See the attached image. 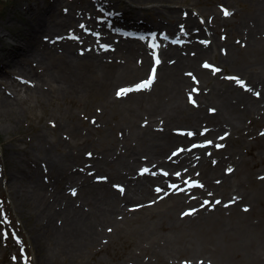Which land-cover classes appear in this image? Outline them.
<instances>
[{"label": "bare ground", "instance_id": "6f19581e", "mask_svg": "<svg viewBox=\"0 0 264 264\" xmlns=\"http://www.w3.org/2000/svg\"><path fill=\"white\" fill-rule=\"evenodd\" d=\"M60 1L55 0L54 5L44 7L40 15H47L36 18L24 28L21 43L16 48L22 51L21 54L8 63L0 60L4 75L17 82L9 81L14 94L7 84H0V104L4 107L16 105L21 100L23 88L42 97L60 94L66 89L72 99L78 96L76 94L87 96L94 93L102 97L108 109L120 108L122 114L128 113L126 125L119 129L122 134L117 138L120 142L115 145V153L107 154L97 149L82 153L74 143L63 138L59 141L53 139L55 148H59L55 152L42 144L46 136L40 133L34 148V167L19 168L13 173L12 180L19 176L25 179L23 190L29 193L27 202L40 219L41 226H38L55 255L62 259H78L102 243L105 235L113 229L132 221L129 219L133 217L127 216L137 214L143 217L144 211L151 207L138 210L136 205L150 204L151 199L146 197L169 183L174 172L193 170L194 164L208 167V162L215 156L212 145L225 142L228 133L229 136L241 133L247 120L264 113V0H251V11L236 21L237 29L241 31L236 46L230 44L229 50L218 53L222 42L209 39L207 29L200 27L199 39L181 43L182 47L185 46V56L180 51L179 39L168 40L167 46L164 44L158 53L162 54V63L156 67L154 59L149 56L153 44L146 37L130 40L120 34L122 32L99 24L92 11L86 10L85 7L91 8L97 0L85 1V5L73 11L64 9L61 14L55 11ZM144 1L148 0H126V3L134 7ZM53 14H56L54 18ZM177 19L179 23L182 21ZM223 21H227L225 17ZM193 23L190 15L187 24ZM173 28L176 27H167L166 30ZM6 35L9 33L0 31V38ZM221 46L220 49L226 48ZM190 48L196 53L187 55ZM200 57L202 59L198 62ZM203 57H212L216 67L232 64L237 72L222 79L217 74L218 79H215L203 67ZM153 68L156 69L155 80L148 88L152 92L147 98L126 100L123 95H117L125 85L131 84L120 82L142 80L152 75ZM195 72L200 75L199 82L198 78L192 79ZM27 74L34 81L31 77L28 79ZM112 85L114 96L109 99L104 90ZM194 88L198 92L193 91ZM143 91L145 89L136 95L146 94ZM134 92L127 95L133 96ZM190 94L195 104L189 101ZM210 107L216 115H212ZM204 108L208 109L207 113ZM141 111L149 114L150 120L146 124L135 120ZM200 119L210 120L218 135L216 131H210L206 140L194 144L207 145L209 140L212 144L193 148V144L187 143L191 137L188 133L200 135L199 129L194 127ZM180 121L186 126L175 124ZM109 130L112 129L109 127ZM81 138L83 141H75L78 145L89 142V138ZM171 146L173 148L169 150ZM180 149L185 150L181 152ZM216 151L218 149H214ZM230 158L233 154L215 156L216 161L221 162ZM144 168L149 172L143 173ZM213 168L220 183L211 186L223 195L219 207L230 213L237 207L244 211L236 212L235 225L231 226L230 221L229 227H224L222 222L217 243V250L223 253L221 261L224 264H264V230L259 231V222L250 220L248 223L243 218L246 209L242 203L256 193L237 186L239 182L234 174L229 175L234 172L233 169L229 171L231 165L225 167L223 173L220 166ZM120 188L124 191L121 192ZM228 252L232 253L231 258L224 257Z\"/></svg>", "mask_w": 264, "mask_h": 264}, {"label": "rangeland", "instance_id": "374dc122", "mask_svg": "<svg viewBox=\"0 0 264 264\" xmlns=\"http://www.w3.org/2000/svg\"><path fill=\"white\" fill-rule=\"evenodd\" d=\"M54 1L0 0V31L9 33L0 38L1 61L11 62L13 58H16L14 56L21 54L22 51L16 48L21 43L24 28L30 26L36 18L46 16L47 14L40 15L42 9L54 5ZM85 1L89 0H62L55 11L60 14L64 9L73 11L85 5ZM97 1L91 8H85L92 11V16L99 24L105 23L111 26L110 28L122 32L120 34L130 35L128 36L130 40L146 37L153 43L159 42L156 54L164 44L167 46L168 39L176 37L180 41V51L184 56L185 46L182 47L181 43L199 39L200 27L207 29L205 32L209 39L216 38L227 48L220 49L223 47L220 45L218 53L223 54L222 50H229L230 44L236 46L241 38V31L237 29L239 26L236 21L248 14L252 8L251 0H148L134 7L129 6L126 0ZM107 7H111V11H108ZM225 11L230 14L225 16ZM53 15L54 18L56 14ZM190 15L194 19L193 25L187 24ZM224 17L227 21H223ZM177 18L182 21L180 20L179 23ZM172 26L176 28L166 30L167 27L172 28ZM153 28L160 30L153 31ZM127 31L134 33H127ZM162 34L164 37L159 38ZM191 49L187 55L196 53ZM153 52L149 55L151 59ZM156 54L153 56L155 60L160 57V54ZM201 59L202 57L198 59V62ZM203 59H205L202 62L203 65L208 63L220 69L219 72L213 73L211 69L205 68L208 74L215 76V79H218L217 74L222 79L230 73L237 72L232 64L216 67L212 57H203ZM209 59L211 61H208ZM159 61L161 62L162 58ZM6 76L0 68V84H7L8 89L10 88L14 94V88L9 81L15 82V80ZM26 77L29 79L31 76L27 74ZM193 77L200 81V75L197 72ZM30 79L34 81L32 77ZM126 81L132 83L129 80H123L120 84ZM124 87L127 89L130 86ZM113 89L114 85L104 90L108 93L109 99L114 96ZM141 91L134 92L133 96H130L132 94L123 96L125 99L147 98L148 93L152 92L145 89L143 92L146 94L136 95ZM69 93L64 89L62 93H57L58 95L51 93L52 96L42 97L33 92H26L23 88L21 100L16 105L4 107L0 104V204L11 222L10 225H0V264H25V259L28 264H224L221 261L224 259L221 256L223 253L217 250L222 222L224 227H229L230 224L235 225L236 212L244 211L241 207H237L230 213L228 210L221 209L220 204L215 203L217 200L220 201L223 195L211 186L212 183L214 185H216L215 182L220 183V179H216L217 176L214 174L216 172L214 166H220L223 173L224 168L231 165V170L233 169L234 172L229 175L234 174L233 177L235 176L236 181L239 182L237 186L256 193L242 203L243 206L246 204L244 207L247 208L243 218L248 220V223L250 220L259 222L261 226L259 231L264 230L263 113L252 120H247V125L245 124L246 127L241 133L234 135L232 133L231 136L228 133V139L225 142L216 144L222 147L212 145L215 156L233 154V158L221 162L216 161L214 156L206 168L201 167L200 164H194L193 170L181 171L180 176L174 172V178L159 188L163 191L158 192V188L155 189L154 194L146 197L151 199V203L143 204L138 208L139 210L146 206L151 207L144 211L143 217L137 214L127 216L133 217L129 219L132 221L119 229H113L105 235L102 243L96 244L81 258L62 259L56 256V252L47 243L38 226L40 219H37L34 209H31L27 202L29 193L23 190L26 184L25 179L19 176L17 180H12L13 173L19 168L34 167V161H32L36 158L34 148L39 142L40 133L46 136L42 144L53 148L55 152L59 148H55L53 139L56 138L59 141L63 138L74 143L77 146L76 149H80L82 153L96 149L107 154L115 153V145L120 142L117 138L119 139L122 134L119 129L126 125L124 122L128 117V113L125 111V115L122 114L123 110L120 108L108 109L104 106L102 97L94 93L87 96L76 94L78 96L73 99L69 97ZM148 105L143 104V106ZM204 110L208 112V109L204 108ZM209 110L212 112L213 108L210 107ZM212 115H216V112H212ZM149 118V114L144 111L138 112L135 116L136 122L141 121L142 124H146ZM175 124L180 127L186 126L182 121ZM109 127L112 130H109ZM194 127L199 129L200 135H191L187 143H200L207 139L206 134L214 130L212 122L208 119L203 121L200 119ZM81 137L89 138V142L78 145L75 141H83ZM172 146L168 149H172ZM214 149L218 151L214 152ZM206 174L210 176L207 177ZM194 183L203 187L191 186ZM172 184L178 185V188L173 190L170 187ZM66 193L71 195L69 192ZM206 201L209 203H205ZM186 212L193 214L184 215ZM239 219L240 217L238 221ZM140 223L147 224V228L140 226ZM4 231L9 233L7 237L3 236ZM13 232L15 236L12 235ZM225 256L231 258L232 253L228 252L226 255L224 253Z\"/></svg>", "mask_w": 264, "mask_h": 264}, {"label": "snow or ice", "instance_id": "6c2138e0", "mask_svg": "<svg viewBox=\"0 0 264 264\" xmlns=\"http://www.w3.org/2000/svg\"><path fill=\"white\" fill-rule=\"evenodd\" d=\"M229 14H230V13H229L228 11H225V12H224V15H225V16H228ZM81 27H84V26L81 25ZM105 47H106V46H105ZM153 47H155V45H153ZM155 63H156V64H159V63H160V61H159L158 58L155 60ZM203 67L206 68V69H211V70L213 71V73H216V72H219V71H220L219 68H214L212 65H210V64H208V63H205V64L203 65ZM155 73H156V69L153 68V69H152V75L149 77V79H147V80L143 81L141 84L137 85L135 89H131V88L121 89V90L118 91L117 95L122 96V95H126L127 93H129V92H131V91H133V90H135V91H140V90H144V89H148V88H150L151 85L153 84L154 80H155ZM188 75H191V74L189 73ZM193 79L195 80V77H193ZM233 79H235V78H233ZM197 83H198V82H197ZM193 91L198 92V89L194 88ZM257 95H259V93H257ZM189 101H190L191 103L195 104V100L193 99V97L191 96V94L189 95ZM205 131H207V130H205ZM202 134H203V133H202ZM188 135H193V134H192V133H188ZM221 139H223V137H221ZM211 144H212V141H210V140L207 141V145H211ZM207 145H196V144H193L192 147H193V148H196V147H205V146H207ZM216 147L219 148V147H222V145H216ZM184 150H185V149H180L181 152L184 151ZM89 155H91V154H89ZM173 155H174V156H175V155H178V153H173ZM229 171H231V169H229ZM147 172H149V169H148V168H144V169H143V173H147ZM164 175L167 176L168 173H164ZM176 175H177V176H180V173L177 172ZM100 179H106V178H100ZM114 186H115V185H114ZM191 186H193V187H196V186H198V187H203V185H197V184H195V183L192 184ZM115 187H118V186H115ZM170 187H172L173 190H176V189L178 188V185L172 184V185H170ZM119 190H120L121 192L124 191L123 188H120ZM157 191L159 192V191H163V190L158 188ZM73 195H75V192H73ZM205 203H209V202L206 201ZM215 203L219 204V203H221V201L217 200V201H215ZM191 214H193V213H192V212H186V213H184V215H191ZM10 223H11V222L8 220L6 214L4 213V210H3V206H2V204H0V225H3V224H9V225H10ZM8 235H9V233H8L7 231H4V232H3V236H4V237H7ZM12 235L15 236V233L13 232ZM17 242H19V238H18V237H17ZM25 264H28L27 259H25Z\"/></svg>", "mask_w": 264, "mask_h": 264}]
</instances>
